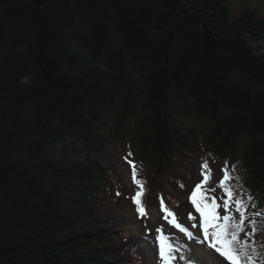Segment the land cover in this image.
Returning <instances> with one entry per match:
<instances>
[{
	"label": "trees",
	"instance_id": "trees-1",
	"mask_svg": "<svg viewBox=\"0 0 264 264\" xmlns=\"http://www.w3.org/2000/svg\"><path fill=\"white\" fill-rule=\"evenodd\" d=\"M229 3L0 0V264L132 261L130 235L100 223L112 172L89 158L120 134L137 145L127 161L146 210L173 205L161 177L191 195L203 176L186 185L176 168L202 149L221 171L238 165L249 213H264V16L233 18ZM252 218L264 237V215ZM240 239L264 264L262 241Z\"/></svg>",
	"mask_w": 264,
	"mask_h": 264
},
{
	"label": "rangeland",
	"instance_id": "rangeland-1",
	"mask_svg": "<svg viewBox=\"0 0 264 264\" xmlns=\"http://www.w3.org/2000/svg\"><path fill=\"white\" fill-rule=\"evenodd\" d=\"M229 6L230 15L233 18L237 17L243 8L257 9L259 16H264V0H230ZM261 43L264 45V40H261ZM109 124H112L111 120ZM68 143H71L75 148H79L85 154L86 151L83 142L77 140L75 137H71ZM107 145L105 152L89 153L90 159L105 161L107 163L104 162L106 168L112 172L109 176L110 181H108L105 189L106 206L103 211L104 217L100 223L105 226H113L112 228L119 226L121 229L118 230V234L130 235L131 242L137 245L131 257L132 261L128 264H160L158 245L155 242L157 227H162L164 233L169 235L176 245L181 246L180 251L175 253L176 260L173 264H184L186 262L180 259L181 255L195 258L200 264H229L223 257L217 255L213 250L208 249L206 242L201 245L196 243L195 240H188L178 229L169 225L167 221L163 219L164 214L159 210V207L156 206V203H154L155 206L147 209L146 218H138L132 203L125 197V195L130 196L133 192V190L129 189L130 185L133 186V184L130 179L131 172L127 160L129 158H133L134 160L136 157L135 150L138 149L137 145L132 136H124L122 134L107 139ZM129 153H131V155H129ZM201 154H203L202 149L197 153L185 154L184 152V157L181 158L178 163L176 171L178 174H186L184 180L186 185H188L198 179L202 171L201 165L204 161H207L209 169L211 170L209 179L210 184H208V187L210 189H215L217 188L218 181L222 178L221 166L215 161L214 165H212L204 156H200ZM148 164L149 163H147V165ZM231 164L235 166L234 170H232V166L229 167L230 173L233 176L231 182L234 190L237 194L243 192L244 199H246L247 190L240 184V169L237 164ZM146 166L144 164L138 165L139 168L147 169ZM236 177L239 179H235ZM159 182L165 193L174 198L172 207L168 209L174 212L177 217V222L187 227L195 236L202 238V232L199 229V214L195 211L184 192L177 188L169 176L159 178ZM120 188L121 191H123L122 195H117ZM153 196H155V194H153ZM189 214L194 217L193 220H189ZM193 223H195L197 227H192ZM149 230L150 235L146 237L145 234L149 232ZM262 234L263 233H260L258 235V232L255 233L258 248L262 246L258 238L264 245V237Z\"/></svg>",
	"mask_w": 264,
	"mask_h": 264
},
{
	"label": "snow or ice",
	"instance_id": "snow-or-ice-1",
	"mask_svg": "<svg viewBox=\"0 0 264 264\" xmlns=\"http://www.w3.org/2000/svg\"><path fill=\"white\" fill-rule=\"evenodd\" d=\"M131 155V153H129ZM131 164L132 162L129 161ZM201 175L203 179L200 183H197L193 189L189 199L193 205L195 211L199 214V229L202 232V238L195 236L187 227L177 222V217L170 209H168L163 199L160 202L161 212L164 214L163 219L167 221L169 225L174 226L179 232L183 233L188 240H195L198 244H205L209 249H213L221 257H223L229 264H256L255 248L249 251V244L247 239L243 241L240 239L241 234L250 236L258 231L257 221L253 219V216H261L264 213L253 212L249 213V207L255 208L256 205L252 203L253 197L251 194L247 195L244 199V193L237 194L234 187L230 184L233 176L230 173V169L227 166L222 169L223 177L218 182V187L223 190L222 204L218 203L216 198H211L205 194L207 189L205 185L208 183L211 170L207 161H204L201 165ZM235 166H232L234 170ZM133 183L137 186V191L130 197L132 200L135 211L138 218H146L147 210L143 203L144 196V181L138 178L135 165H132L131 172ZM235 179H239L236 177ZM119 195V193H117ZM223 209V215L220 214L218 209ZM238 214V219L236 215ZM189 220H193L194 217L189 214ZM246 223L251 226V232L246 233ZM260 223L264 224V220ZM192 227H197L193 223ZM155 242L158 245V256L160 264H173L176 260L175 253L180 251L181 246L176 245L169 235L165 234L162 227L156 228ZM146 237L150 235V230L147 232ZM181 260H185L186 264H200L195 258L180 256Z\"/></svg>",
	"mask_w": 264,
	"mask_h": 264
},
{
	"label": "water",
	"instance_id": "water-1",
	"mask_svg": "<svg viewBox=\"0 0 264 264\" xmlns=\"http://www.w3.org/2000/svg\"><path fill=\"white\" fill-rule=\"evenodd\" d=\"M31 1L36 6H43L47 2V0H31Z\"/></svg>",
	"mask_w": 264,
	"mask_h": 264
},
{
	"label": "clouds",
	"instance_id": "clouds-1",
	"mask_svg": "<svg viewBox=\"0 0 264 264\" xmlns=\"http://www.w3.org/2000/svg\"><path fill=\"white\" fill-rule=\"evenodd\" d=\"M188 199H189V197L190 196H186ZM215 198H216V200H217V197L215 196ZM189 202L191 203V201H190V199H189ZM134 207V206H133ZM135 208V207H134ZM168 208V207H167ZM159 210L161 211V209H160V207H159ZM148 211V210H147ZM209 249V248H208ZM211 250H213V249H211ZM214 251V250H213ZM215 252V251H214ZM216 253V252H215ZM217 255H219L218 253H216ZM220 256V255H219ZM221 257V256H220ZM184 264H186V262L184 263Z\"/></svg>",
	"mask_w": 264,
	"mask_h": 264
}]
</instances>
